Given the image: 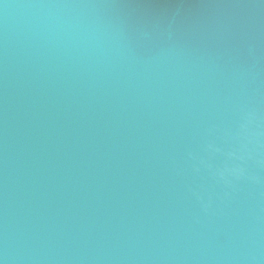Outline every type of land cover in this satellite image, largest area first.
Here are the masks:
<instances>
[{
    "label": "water",
    "instance_id": "1",
    "mask_svg": "<svg viewBox=\"0 0 264 264\" xmlns=\"http://www.w3.org/2000/svg\"><path fill=\"white\" fill-rule=\"evenodd\" d=\"M0 264H264V0H0Z\"/></svg>",
    "mask_w": 264,
    "mask_h": 264
}]
</instances>
